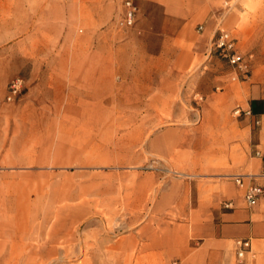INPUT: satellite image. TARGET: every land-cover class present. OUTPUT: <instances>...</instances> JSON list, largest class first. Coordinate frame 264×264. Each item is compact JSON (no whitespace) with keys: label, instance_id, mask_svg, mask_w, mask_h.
Masks as SVG:
<instances>
[{"label":"crops","instance_id":"0c3cea01","mask_svg":"<svg viewBox=\"0 0 264 264\" xmlns=\"http://www.w3.org/2000/svg\"><path fill=\"white\" fill-rule=\"evenodd\" d=\"M229 2L137 0L142 21H149L152 10L156 15L160 12L155 39L144 37L151 24L141 21L132 29L138 34L131 32L120 40L113 30L101 26L99 18L90 26L81 16L73 18L71 11L77 9L67 1L0 0V46L17 50L31 63L18 100L2 101L14 73L5 70L0 76V173H29L37 164L50 173L75 157L93 159L104 126L100 110L132 109L126 105L133 103L140 111L161 109L163 96L169 94L163 80L187 78L213 56L219 30L228 31L224 27L236 16L228 12ZM92 5L97 11L98 3ZM121 10L118 0L117 20ZM236 76L233 79L239 80ZM152 79L159 82L149 83ZM232 105L212 104L208 109L207 116L215 114L209 140L228 148L242 145L233 140L244 130L251 134L257 125V160L244 165L242 153L237 152L240 163L216 168L218 176L209 182L172 190L177 220L162 234L147 232L138 252L142 264H166L172 258L179 260L177 264H264V194L258 204L249 206L233 178L264 169L262 88L251 85L247 100L235 103L241 109L240 115L235 111V119L230 118ZM155 139H160L159 134ZM227 150L226 155L232 156ZM254 183L264 186V177ZM240 238L252 245L244 258H239L235 245ZM123 254H132V248L125 247Z\"/></svg>","mask_w":264,"mask_h":264},{"label":"rangeland","instance_id":"374dc122","mask_svg":"<svg viewBox=\"0 0 264 264\" xmlns=\"http://www.w3.org/2000/svg\"><path fill=\"white\" fill-rule=\"evenodd\" d=\"M57 1L75 6L73 18L81 16L86 25L99 18L120 40L139 33L132 29L142 21L140 15L133 28L118 26V0ZM226 7L237 18L234 15L224 28L249 62L248 77L213 51L187 78L163 80L169 94L163 96L161 109L140 111L133 103L126 105L132 109L100 110L104 126L93 159L75 157L50 173L38 164L29 173H0V264H142L138 252L147 232L162 234L177 220L172 190L209 182L218 176L216 168L240 163L237 152L244 165L257 160V125L251 134L244 130L233 140L242 145L228 148L210 141L215 114H206L212 104L233 103L230 118L235 119V103L247 100L251 85L258 84L264 93V0H230ZM152 12L149 21L142 22L151 24L144 37L155 39L160 12ZM27 60L17 50L0 46V76L5 70L14 73L2 101H14L7 92L14 80L26 84L31 69ZM235 73L239 80L233 79ZM227 149L232 156L226 155ZM125 247L132 248V254L124 255ZM178 261L172 258L166 264Z\"/></svg>","mask_w":264,"mask_h":264},{"label":"built area","instance_id":"2783aa9c","mask_svg":"<svg viewBox=\"0 0 264 264\" xmlns=\"http://www.w3.org/2000/svg\"><path fill=\"white\" fill-rule=\"evenodd\" d=\"M122 10L118 19V26L123 29L133 27L140 12L137 0H121ZM213 51L222 55L228 63L236 70L241 72L244 78H247L250 72V65L244 54L237 48L236 38L226 30L220 29L213 43ZM236 78H239L237 75ZM24 80L18 78L9 86L8 100H15L23 94ZM237 114H241V109L236 110ZM251 114L250 111L246 112ZM259 124V121L256 122ZM258 155L260 153L258 152ZM257 177H264V169L260 174L235 175L233 178L236 184L243 190L242 197L249 206H255L264 194V186L254 183ZM231 202L227 203L230 206ZM239 258H244L247 252L252 250L251 241L249 239L240 238L235 241Z\"/></svg>","mask_w":264,"mask_h":264}]
</instances>
